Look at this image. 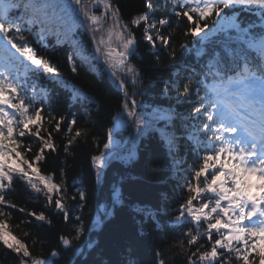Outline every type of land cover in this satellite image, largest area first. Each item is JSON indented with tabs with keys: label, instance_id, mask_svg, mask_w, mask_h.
Segmentation results:
<instances>
[{
	"label": "snow or ice",
	"instance_id": "obj_1",
	"mask_svg": "<svg viewBox=\"0 0 264 264\" xmlns=\"http://www.w3.org/2000/svg\"><path fill=\"white\" fill-rule=\"evenodd\" d=\"M129 16L124 19L117 0H0V243L14 254L17 264H56L54 258L61 256L55 248L48 257L34 255L10 230L11 213L5 208L18 207L8 198L17 182L42 194L45 207L54 206L55 214H62L66 223L71 210L68 201L78 197L80 210L86 206L83 190L68 195L63 168L57 183L54 173L44 175L38 166L47 152H58L53 133H59L65 121L66 135L71 134L64 143L66 155L91 135L86 128H76L72 134L75 117L51 115L53 97L43 81L68 90L76 103H97L64 79L52 58L56 48L68 46L67 62L73 74L78 73L77 61L92 70L101 67L102 60L123 93V114L113 117L114 121L134 125L137 139L154 122H164L163 145L177 186L186 193L174 212L163 213L172 217L164 224L159 205L155 211L131 205L132 212L139 214L140 232L148 224L156 233L167 226L186 228L168 249L154 246L150 257L141 256L142 240L122 223L115 232L114 258L107 262L84 259L82 264H169L166 253L172 252L184 256L186 264H264V0H142V10ZM139 28L154 62L162 59L161 53L172 61L187 55L192 62L137 67L131 59L137 53L135 30ZM180 28L183 39L177 47L173 38ZM81 33L90 38L91 51L79 38ZM149 70L167 73V79L156 76L151 84L162 85L160 96L172 104L140 111L145 105L136 96L144 94L141 89ZM194 92L198 103L186 113L177 111ZM113 133L114 129L108 130L103 151L91 157L97 184L111 161L128 164L137 159L135 151L113 150ZM25 138L39 144L31 160L27 153L33 149L31 144L25 146ZM188 157H193L191 164ZM154 163L151 157L145 160V166ZM158 171L152 169L153 174ZM110 203L105 218L122 203L119 187H113ZM18 210L25 213L22 207ZM26 216L42 222L34 225L37 228L52 223L44 212ZM84 231L82 217L77 215L73 234L59 237L62 249H70Z\"/></svg>",
	"mask_w": 264,
	"mask_h": 264
},
{
	"label": "trees",
	"instance_id": "obj_2",
	"mask_svg": "<svg viewBox=\"0 0 264 264\" xmlns=\"http://www.w3.org/2000/svg\"><path fill=\"white\" fill-rule=\"evenodd\" d=\"M121 7L122 15L125 20L130 19L129 13L135 14L142 10V0H117ZM164 1L161 0V3ZM163 11V9L161 10ZM247 19V17H245ZM107 25H105L106 27ZM135 34L138 40L137 53L131 59V62L141 69L159 68L165 64H182L184 61L191 62L192 58L187 55L182 56L179 60L172 61L171 57L161 53L162 59L154 62L155 58L149 53V46L143 40L142 28L136 29ZM167 34V33H166ZM91 51L92 45L88 36L81 33L79 37ZM183 39V28H180L173 40L176 46ZM71 49L68 46L58 47L52 53V58L56 61L62 77L71 84L82 89L85 96L94 98L97 103L91 104L87 100L76 103L70 99V92L62 89L57 85L48 81L43 83L50 89L53 101L51 115L59 119L60 116L67 117V120L76 118L77 124L72 130L74 134L76 128H86L90 132V136L85 142L81 139L74 147H71L69 154H65L64 143L70 138L71 134L66 135V123L62 124L59 133H53L58 152H47L46 160L39 162L38 166L41 173L47 175L55 174V182L60 183V169L63 168L66 173L68 185V195H74L78 189L83 190L87 194V203L83 211L79 208V198L75 202L68 201L70 206V220L65 222L63 215H56L54 206L52 208L45 207L46 201L42 194L34 193L30 187L22 182L14 185V190L9 199L17 204V209L5 208V211L11 213V218L7 220L13 235L28 244L34 255L48 257L52 249L61 251V256L54 258L56 264H82L84 259L103 258L105 262L114 258L115 252V232L117 226L122 223L127 226L130 233H134L143 242L140 255L148 258L153 254V247H157L164 251L168 249L175 241H178L185 227L175 228L167 226L159 233L153 232V225L148 224L144 232H140L139 214L133 213L131 205L136 204L140 207H150L154 211L159 205L161 212V223L172 219L171 216L163 215L164 212L172 213L178 208V204L183 202L186 195L177 186L176 176L171 169V161L167 154V149L163 145L162 133L164 131V122H154L152 128L144 135L137 139V130L134 127L133 138L130 144L121 151L122 154L127 151H135L137 159L131 163L125 164L119 160L111 161L103 175L102 182L96 187L95 169L92 166L91 157L99 155L103 151V144L107 140L109 129H114L115 145L119 146L127 136L128 125L122 126L121 129L114 128L113 117H119L123 113L121 104L123 103L122 95L116 91L112 85L110 76L101 67L89 70L86 66H82L77 61L78 73L73 74L67 62V57ZM170 71L175 72V68ZM163 76L167 79V73L153 72L151 70L145 72L147 79L145 80L142 91L143 95L136 96L137 101L145 105L140 111H151V108L161 106L166 108L172 104V101L164 99L160 96V86H153L151 80L156 76ZM131 92V88H129ZM203 95V92L200 93ZM198 98L193 93L191 100L183 103L177 108V111L186 113L191 104H197ZM86 110L88 115H85ZM45 117L49 115V110L44 111ZM125 119L127 117L125 116ZM118 120V119H117ZM86 121H88L86 123ZM178 123V122H177ZM51 130V126L47 123L44 125ZM95 138V142L93 141ZM180 152L184 154L185 141L180 140ZM25 146L31 144L33 152L27 153V158L32 159L35 150L39 144L34 141L24 140ZM151 157L155 161L154 164L145 166L146 158ZM188 163L191 164L193 157H188ZM158 168L159 171L153 174L152 169ZM187 175V173H185ZM183 183V180L180 181ZM73 185H75L73 187ZM119 187L121 204L116 205L113 215L105 218V208H111L112 189ZM24 208L25 213H21L18 208ZM27 212H35L39 214L44 212L51 219V225L43 224L42 227H34L41 224L34 217H27ZM99 216V221L93 223L94 213ZM80 215L84 225V233L79 241H73L70 249H62L59 244L61 235H70L74 232L75 217ZM22 220H30L29 223H21ZM19 225V227H17ZM27 232L29 235L25 236ZM33 240L38 241L33 244ZM186 242V238H185ZM93 247H88L89 244ZM206 243V240H201ZM84 251L85 256H80V252ZM178 252V250H177ZM169 264H186L184 256L177 255L176 252L166 253ZM7 257V259H5ZM0 264H17L14 254H11L2 243H0Z\"/></svg>",
	"mask_w": 264,
	"mask_h": 264
},
{
	"label": "rangeland",
	"instance_id": "obj_3",
	"mask_svg": "<svg viewBox=\"0 0 264 264\" xmlns=\"http://www.w3.org/2000/svg\"><path fill=\"white\" fill-rule=\"evenodd\" d=\"M106 27H107V26H106ZM148 130H150V129H148ZM148 130H147V131H148ZM147 131H146V132H147ZM146 132H145V133H146ZM143 135H144V134H143Z\"/></svg>",
	"mask_w": 264,
	"mask_h": 264
}]
</instances>
